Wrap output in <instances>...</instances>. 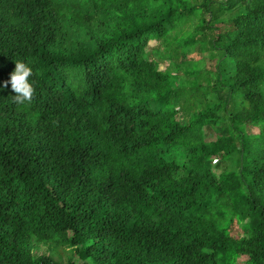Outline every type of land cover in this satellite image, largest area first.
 <instances>
[{
	"label": "trees",
	"instance_id": "16d2710c",
	"mask_svg": "<svg viewBox=\"0 0 264 264\" xmlns=\"http://www.w3.org/2000/svg\"><path fill=\"white\" fill-rule=\"evenodd\" d=\"M16 61L0 264H264V0H0Z\"/></svg>",
	"mask_w": 264,
	"mask_h": 264
},
{
	"label": "clouds",
	"instance_id": "9594fccd",
	"mask_svg": "<svg viewBox=\"0 0 264 264\" xmlns=\"http://www.w3.org/2000/svg\"><path fill=\"white\" fill-rule=\"evenodd\" d=\"M33 75V69L28 63L24 61H16L15 68L10 73L9 79L3 84H0V88H6L11 86L12 101L14 104L24 105L30 102L34 94L33 82L30 77Z\"/></svg>",
	"mask_w": 264,
	"mask_h": 264
},
{
	"label": "rangeland",
	"instance_id": "374dc122",
	"mask_svg": "<svg viewBox=\"0 0 264 264\" xmlns=\"http://www.w3.org/2000/svg\"><path fill=\"white\" fill-rule=\"evenodd\" d=\"M199 69L203 70V69H210L212 68L215 64L213 61H211L207 56H203L201 60H199ZM162 68V66H161ZM232 73L233 69L230 68L228 70V73ZM214 137H208V139H213ZM215 174L219 175L220 174V170L215 168ZM35 255L38 254H52L56 259L62 261V262H66L68 260L69 257H71V255H73V251L70 250L69 248H58V250H51L48 246L46 245H41L39 246L37 249L35 248L33 250ZM75 261L77 264H81L82 261L79 258H75Z\"/></svg>",
	"mask_w": 264,
	"mask_h": 264
}]
</instances>
